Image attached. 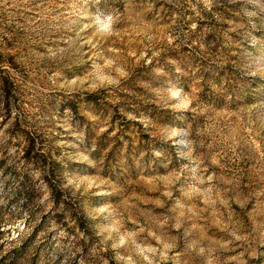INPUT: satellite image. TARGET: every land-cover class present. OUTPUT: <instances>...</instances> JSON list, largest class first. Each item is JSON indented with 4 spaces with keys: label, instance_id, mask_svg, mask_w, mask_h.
I'll list each match as a JSON object with an SVG mask.
<instances>
[{
    "label": "rangeland",
    "instance_id": "1",
    "mask_svg": "<svg viewBox=\"0 0 264 264\" xmlns=\"http://www.w3.org/2000/svg\"><path fill=\"white\" fill-rule=\"evenodd\" d=\"M0 61V264H264V0H0Z\"/></svg>",
    "mask_w": 264,
    "mask_h": 264
},
{
    "label": "trees",
    "instance_id": "2",
    "mask_svg": "<svg viewBox=\"0 0 264 264\" xmlns=\"http://www.w3.org/2000/svg\"><path fill=\"white\" fill-rule=\"evenodd\" d=\"M3 62L0 61V75H2V72L4 71ZM6 80L4 83V86L6 87L7 92L9 93L12 87H14V81L11 78H8V76H5ZM7 93V94H8ZM34 143L33 141L28 137H26L25 142L20 147L21 155L24 158L33 160L35 163L42 164L43 159L41 158L43 156V153L41 150H39L38 154L33 152ZM49 191L51 192L53 197H58L57 200H59L61 189L59 186L56 185H49ZM61 201V200H60Z\"/></svg>",
    "mask_w": 264,
    "mask_h": 264
}]
</instances>
